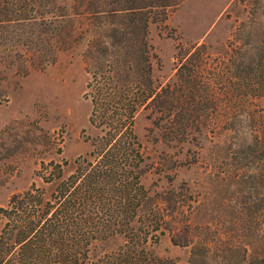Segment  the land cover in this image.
Listing matches in <instances>:
<instances>
[{"label": "rangeland", "instance_id": "obj_1", "mask_svg": "<svg viewBox=\"0 0 264 264\" xmlns=\"http://www.w3.org/2000/svg\"><path fill=\"white\" fill-rule=\"evenodd\" d=\"M42 5L67 15L59 17L61 23L0 27V208L33 184L49 191L40 174L42 166L67 162L65 174L70 175L79 156L92 151L91 139L104 134L90 122L85 54L93 40L84 36V13H74L84 9V0ZM58 34L68 40H56ZM262 40L264 0H184L166 19L149 24L152 77L159 91L168 83L175 87L180 43L187 50L206 45L213 70L205 77L216 88L209 99L200 94L196 101L169 103L173 108H199L198 128L185 126L190 124L186 115L168 124L166 99L143 106L136 116L135 131L145 158L142 182L150 191L149 206H158L166 222L160 242L149 249L176 264H245L247 250L260 251L264 94H254L253 81L229 79L220 68L233 65L227 54L232 45ZM244 112L256 130V143L237 149ZM257 165L258 174H250ZM2 227L0 221V232ZM124 243L123 236L99 240L90 256L99 259Z\"/></svg>", "mask_w": 264, "mask_h": 264}, {"label": "trees", "instance_id": "obj_2", "mask_svg": "<svg viewBox=\"0 0 264 264\" xmlns=\"http://www.w3.org/2000/svg\"><path fill=\"white\" fill-rule=\"evenodd\" d=\"M48 1L0 0V27L61 23L59 17L67 14L42 5ZM183 1L84 0V9L74 12L84 13V36L93 40L85 54L90 74L86 95L92 102L90 122L104 134L91 139L92 151L79 156L70 175L65 174L67 162L42 166L40 174L49 191L33 184L0 208V264H176L149 249L160 242L166 222L158 206H149L150 191L142 182L145 158L135 122L140 108L160 98L168 102L163 110L168 124L175 116L186 115L192 126H185L198 128L199 108L193 104L173 108L169 103L196 101L200 94L209 99L216 92L205 77L213 70L205 44L190 50L178 45L174 89L168 83L159 91L154 83L149 24L166 19ZM55 37L68 40L62 34ZM227 54L234 60L232 66L220 68L224 76L246 77L253 81L254 94L263 95L264 40L232 45ZM197 87L203 88L196 91ZM116 236L125 238L124 245L99 259L91 258L95 242ZM258 243L260 251L247 250L245 264H264V235Z\"/></svg>", "mask_w": 264, "mask_h": 264}, {"label": "clouds", "instance_id": "obj_3", "mask_svg": "<svg viewBox=\"0 0 264 264\" xmlns=\"http://www.w3.org/2000/svg\"><path fill=\"white\" fill-rule=\"evenodd\" d=\"M241 119L243 120V134L242 136L237 135L238 143L234 144V147L237 149L243 145L245 147L247 146H253L256 143V137L257 133L255 128L251 124V118L248 115L247 112H244V115L241 116ZM259 165L254 166L250 168V174H258Z\"/></svg>", "mask_w": 264, "mask_h": 264}]
</instances>
